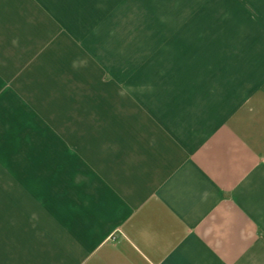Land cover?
<instances>
[{
	"label": "crops",
	"instance_id": "0c3cea01",
	"mask_svg": "<svg viewBox=\"0 0 264 264\" xmlns=\"http://www.w3.org/2000/svg\"><path fill=\"white\" fill-rule=\"evenodd\" d=\"M138 2L0 0V264H264V38Z\"/></svg>",
	"mask_w": 264,
	"mask_h": 264
},
{
	"label": "rangeland",
	"instance_id": "374dc122",
	"mask_svg": "<svg viewBox=\"0 0 264 264\" xmlns=\"http://www.w3.org/2000/svg\"><path fill=\"white\" fill-rule=\"evenodd\" d=\"M137 5L140 23L147 22V11H153L158 26L204 29L229 26L235 29L236 42H243V32L247 29L254 33L247 36L251 43L264 38L259 34L264 33L261 29L264 28V0H139Z\"/></svg>",
	"mask_w": 264,
	"mask_h": 264
}]
</instances>
